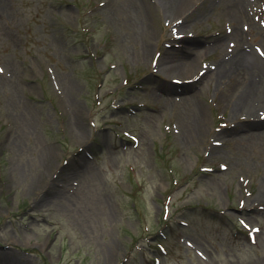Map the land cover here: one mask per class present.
<instances>
[{"label": "rangeland", "instance_id": "obj_1", "mask_svg": "<svg viewBox=\"0 0 264 264\" xmlns=\"http://www.w3.org/2000/svg\"><path fill=\"white\" fill-rule=\"evenodd\" d=\"M242 50L264 0H2L0 264H264V135L215 75Z\"/></svg>", "mask_w": 264, "mask_h": 264}, {"label": "bare ground", "instance_id": "obj_2", "mask_svg": "<svg viewBox=\"0 0 264 264\" xmlns=\"http://www.w3.org/2000/svg\"><path fill=\"white\" fill-rule=\"evenodd\" d=\"M1 1L2 0H0V4ZM187 1L188 0H163V3L168 10H178L183 7ZM228 1L231 2L233 6H236L237 2H239V0ZM133 12L134 19H139V17H141L139 6L135 5L133 7ZM255 56L256 55L246 50L236 52L230 58H225L221 61L215 71L216 78L219 81L228 80V82L233 81V84H238L237 93L234 96L235 100L232 105V113L235 118L239 117V115L246 114V116L255 119L243 122L239 124L240 126L237 128L239 131H246L250 136V140L254 139L256 136L264 135V130L257 132V129H261L264 126V64L259 67L256 64ZM198 57H200L199 53L192 55L187 52L178 57L173 56L166 60V62L169 66V62L172 61L170 70L185 73L187 70L192 69ZM194 67L195 66H193V68ZM164 85L167 86V82ZM169 86H171V83H169ZM200 114L201 112L197 108L192 109L188 108V106L185 107V114L182 119V130L184 140L187 142L197 137V127L199 123H201ZM256 115L260 118L256 117ZM213 148L216 150L217 147ZM78 167V163L72 166V168ZM62 190L59 192L61 193ZM259 195L264 196V183L262 184Z\"/></svg>", "mask_w": 264, "mask_h": 264}, {"label": "snow or ice", "instance_id": "obj_3", "mask_svg": "<svg viewBox=\"0 0 264 264\" xmlns=\"http://www.w3.org/2000/svg\"><path fill=\"white\" fill-rule=\"evenodd\" d=\"M0 71H2V69H0Z\"/></svg>", "mask_w": 264, "mask_h": 264}]
</instances>
